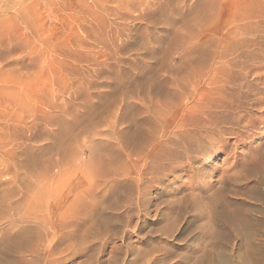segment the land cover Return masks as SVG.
<instances>
[{
	"label": "rangeland",
	"instance_id": "rangeland-1",
	"mask_svg": "<svg viewBox=\"0 0 264 264\" xmlns=\"http://www.w3.org/2000/svg\"><path fill=\"white\" fill-rule=\"evenodd\" d=\"M19 1H0L1 226L81 205L108 231L65 264H264V122L224 153L199 154L195 195L188 167L172 172L168 135L158 138L180 118L185 44L227 26L228 0H28L30 14ZM136 130L155 145L119 141Z\"/></svg>",
	"mask_w": 264,
	"mask_h": 264
},
{
	"label": "bare ground",
	"instance_id": "bare-ground-1",
	"mask_svg": "<svg viewBox=\"0 0 264 264\" xmlns=\"http://www.w3.org/2000/svg\"><path fill=\"white\" fill-rule=\"evenodd\" d=\"M240 1L228 0L227 15L223 23V25L226 23V27L219 25L217 29L212 32L209 31L207 34L202 30H198V33H194L196 34V41L194 40L193 44H191V40L190 44H185L188 46L185 50L183 49L184 51L182 50L180 59L182 65H186V62L191 61L190 67L187 66L189 68V75H183L187 70V67H184L185 71L179 80L180 83L178 82L180 84V91L177 90L179 94L175 93L177 95L174 96L176 99L179 97L177 101L179 100L178 102L181 103V106H178L174 110L176 111L180 108V118L178 117L179 120H176L178 121L177 124H169V120H166L168 116L164 115V119L168 124H162L163 127L158 124L160 128L162 127L158 138H162L165 134L168 135L167 142L174 147L172 150H170L171 147L168 150L170 158L176 163L172 167V172L178 169L185 170L186 167L191 172L190 175H187L188 178H186L189 179L190 177L192 180L190 186L187 184L193 193L192 195H195V190H200V184L196 180L193 181V177L199 172L197 171L199 170L198 164L202 163L198 157L200 156L199 154L207 155V158H209L214 152L224 153L232 145L230 138L238 142V140L244 137L253 136L251 134L261 128L260 125L264 122V0H249L243 2L238 7ZM34 6H36V1L29 2L28 0H21L12 5V7L17 8L20 14H30ZM30 24L33 25V23ZM1 58H3V53L0 51ZM250 75L254 76L252 81L248 80ZM177 81L175 82L176 85ZM176 99L172 101L174 102ZM178 102H176L177 105ZM176 103L174 102L173 105L169 103L167 106L169 105L172 108L173 106H177L174 105ZM169 108H165L168 111L166 114H169ZM176 112L178 113V111ZM169 116L171 117L170 114ZM158 126L155 124V132H159L157 131L160 129L157 128ZM139 130H136L134 135H132L133 132H130V135L127 134L128 132L122 131L121 133H124L122 135L119 132L121 138H117L125 145H130L128 146L129 148H134L135 145L134 149L137 150V153H141L138 150L142 149L143 151L144 146L148 148L152 147L155 145V140L151 135L152 138L149 137V134L148 136H142ZM151 133H153V129ZM227 134L231 137H228ZM132 144L134 145L131 146ZM126 149L128 150V148ZM130 151H127L128 154ZM134 152L136 154L135 150ZM128 156L130 157V155ZM195 162H198L197 168L193 166ZM224 177L221 176L220 179ZM81 178V186L84 188L86 186L85 179H83V176ZM221 184L222 182L219 186ZM225 187L224 190L227 189ZM232 188L234 189V187ZM236 188L238 190V187ZM220 190H216V193H221L222 191ZM220 193H218V197ZM225 193L220 194L221 198ZM213 196H215V192ZM198 198L196 197L195 199L200 200ZM218 199L220 201V198ZM213 201L212 205L218 203H213ZM32 202L35 205V201ZM222 202L221 199L219 203L222 204ZM209 204L211 203L209 202ZM32 206L29 207L31 211L33 210L31 209ZM40 206L38 205L37 208ZM44 207L48 208L47 217L40 218L38 216L40 213L35 214L37 211H34V213L32 211L30 214V210L28 209V211L26 208L31 217L26 211V217L29 216V218L22 217L25 218L24 220H10L5 226H1L4 221L0 218V264H65L67 260L72 259L76 254H80L83 249L85 250V242L88 237L92 236L93 238L96 236V230L100 234L103 230L108 231V228L101 220L88 222L90 221L88 219L89 216H84L82 211L83 206L81 205L79 207L76 206V208L70 206L64 207L60 212L61 216L57 220L54 219V209H51V205H45ZM15 208H13L14 211H16ZM33 208L35 210L36 207L33 206ZM69 208H74L72 209L73 211L70 209L72 214L68 213ZM40 210H43V206ZM44 210L46 209L44 208ZM33 214H35V217L32 218ZM229 217L231 218L232 216ZM97 219L99 218L97 217Z\"/></svg>",
	"mask_w": 264,
	"mask_h": 264
}]
</instances>
